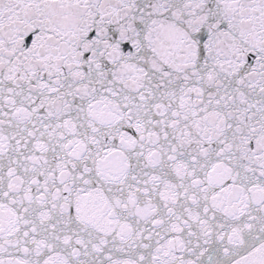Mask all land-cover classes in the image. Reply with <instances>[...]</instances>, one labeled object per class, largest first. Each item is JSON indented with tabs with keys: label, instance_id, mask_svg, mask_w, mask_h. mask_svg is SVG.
I'll return each mask as SVG.
<instances>
[{
	"label": "snow or ice",
	"instance_id": "6c2138e0",
	"mask_svg": "<svg viewBox=\"0 0 264 264\" xmlns=\"http://www.w3.org/2000/svg\"><path fill=\"white\" fill-rule=\"evenodd\" d=\"M0 264H264V0H0Z\"/></svg>",
	"mask_w": 264,
	"mask_h": 264
}]
</instances>
